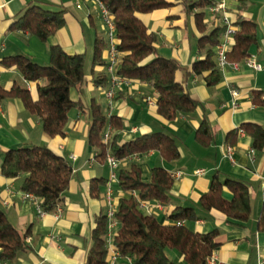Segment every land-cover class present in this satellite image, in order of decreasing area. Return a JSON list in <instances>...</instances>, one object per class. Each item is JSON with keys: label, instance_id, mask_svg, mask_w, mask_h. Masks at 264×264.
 Returning a JSON list of instances; mask_svg holds the SVG:
<instances>
[{"label": "crops", "instance_id": "0c3cea01", "mask_svg": "<svg viewBox=\"0 0 264 264\" xmlns=\"http://www.w3.org/2000/svg\"><path fill=\"white\" fill-rule=\"evenodd\" d=\"M31 1L35 0H0V61L4 57L23 54L38 64L47 65L50 47L58 45L70 55L84 54L85 64L88 55L90 66L87 70L84 64V82L69 91L71 100L79 102L82 107L70 109L61 135L48 136L39 119L26 110L20 98L0 101V168L7 149L27 145L46 146L65 157L72 167L71 179L59 204L62 209L59 216L54 211L40 215L35 201L23 196L21 186L25 175L8 178L0 172V209L16 229L26 234L28 244L27 250L9 264H85L96 218L108 212L104 198L107 185L112 187L115 208L118 199L126 195L118 182L110 181V168L99 157V149L88 143L92 101L99 103L107 116H116L122 121V129L113 133L109 127L106 129L110 136L116 135L118 144L153 132H165L176 141L179 156L173 161H167L154 150L119 160V168L136 164L145 181L150 179L154 167L164 168L169 174H181L173 179L168 192L169 203L144 202L143 212H150L160 222L167 223L173 208L192 207L197 218L184 224L202 233L219 229V246L214 252L221 264H263L264 233L258 231L257 219L263 199L264 148L254 149L253 139L243 130L241 133V129L234 145L226 142V136L232 129L246 123L264 127V0H248L243 12L246 18L256 23L258 46L250 55L261 69H251L244 61L238 63L237 68L227 64L219 68L221 79L212 86H207L201 76L192 72V63L204 58L197 48V41L203 34L197 30L193 14L185 13L180 0H169L173 3L169 8L138 14L147 31L157 37V53L180 62L183 69L176 71L175 78L200 104L188 115L178 114L171 121L157 113L158 92L147 83L136 80L121 83L113 98L105 95L108 84L104 85L100 80L106 73L105 63L93 65L92 60L96 36L106 39V29L95 2L39 0L54 9L64 10L65 18L64 26L42 42L28 32L12 27L18 14ZM214 1L215 4L223 1L224 8L208 11L209 26L205 34L222 24L223 16L231 22L239 4L237 0ZM221 43L229 51L232 37L221 40ZM103 56L106 60L107 48ZM38 83L25 81L19 71L6 69L0 64V85L4 89L8 90L14 84L23 86L35 98ZM234 90L238 91L236 96L232 94ZM203 120L214 131L213 141L207 146L195 140V132ZM227 146L233 148L231 159L226 155ZM197 169H204V174L196 175ZM215 175L220 181L230 178L248 185L251 212L243 226L228 222L219 211H206L200 207L199 199L208 191ZM92 187L97 188V192L92 193ZM223 197L231 199L226 188ZM118 228L114 218V223L108 226V250ZM167 255L177 264H188L176 250H169ZM122 262L125 261L120 259L115 264Z\"/></svg>", "mask_w": 264, "mask_h": 264}, {"label": "trees", "instance_id": "16d2710c", "mask_svg": "<svg viewBox=\"0 0 264 264\" xmlns=\"http://www.w3.org/2000/svg\"><path fill=\"white\" fill-rule=\"evenodd\" d=\"M110 12L115 25L119 62L116 74L151 85L157 92V113L165 120L171 121L178 114L188 115L200 104L176 80L175 73L183 69L175 58H166L157 53V37L148 32L138 14H146L157 9L169 8V0H100ZM239 2L231 25L232 45L226 51L229 62H242L257 48L256 23L246 18L243 12L248 0ZM187 15L193 14L197 30L203 35L197 41V48L204 58L191 65L192 72L202 77L207 86L217 84L220 69L217 65L216 47L225 31L224 23L218 25L208 34L206 17L208 7L215 5L214 0H180ZM65 24L64 10L54 9L49 4L35 0L28 3L18 14L12 27L26 31L40 41H46ZM107 48L105 38L96 36L94 40L93 65H103V53ZM0 64L14 68L25 81L40 82L36 84V97L23 86L14 84L6 90L0 85V101L20 98L26 110L36 116L42 130L50 137L61 135L68 119V112L73 107L81 109L79 102L69 96L71 88L79 87L84 82V54H68L60 46L50 47V59L47 65H41L23 54H16L1 59ZM101 83L108 84L109 76L104 74ZM91 122L87 140L99 149V157L105 160L111 153L118 160L125 159L150 150L158 151L167 161L178 158L179 152L175 139L165 132H153L136 137L123 144L117 143L116 135L108 140L103 134L109 127L113 133L122 129V121L116 116H107L99 103L90 104ZM243 130L253 139V148H264V127L246 123L227 133L226 142L236 143L237 132ZM214 138V131L203 120L195 132V140L202 145H209ZM0 172L8 178L25 175L22 190L35 195L41 208L51 212L62 201V194L68 187L72 176L69 161L58 152L41 145H27L7 149L3 154ZM118 186L127 194L118 199L114 218L119 224L112 246L120 256L131 257L134 264H177L167 252L176 250L188 264H207L206 259L219 246L217 237L219 229L206 233L193 231L184 223L177 221L196 220L197 214L192 207H175L171 210L167 223L160 222L153 214L143 212L138 202L157 201L169 203V190L173 184L171 175L161 167H154L150 179L143 180L141 170L136 164L117 170ZM226 188L231 199L223 197ZM97 188L92 187V193ZM136 192V196L128 194ZM200 207L222 213L233 225H244L251 212L250 191L246 183L225 179L220 181L215 175L207 192L201 195ZM257 229L264 233V186L261 210L257 219ZM108 216L96 218L92 231V245L85 264H106L109 252L107 246ZM26 234H22L8 220L0 209V264H9L16 256L27 250ZM121 264H126L122 262ZM264 264V262H263Z\"/></svg>", "mask_w": 264, "mask_h": 264}, {"label": "built area", "instance_id": "2783aa9c", "mask_svg": "<svg viewBox=\"0 0 264 264\" xmlns=\"http://www.w3.org/2000/svg\"><path fill=\"white\" fill-rule=\"evenodd\" d=\"M91 1L95 2V4L97 5L99 12H100V17H101L103 24L105 26V29H106L107 58L105 60L104 68L106 70V73L109 76V80H108V85H107L105 95L109 99H111L114 97L116 90L120 87V84L121 83L129 84L130 80L123 78V77L116 74V69H117V65L119 62V52L116 48L117 39H116V31H115V25L113 22V18L111 16L110 12L108 11V9L104 6V4L100 0H91ZM223 8H224V3H223V1H221L215 5L209 6L208 11L214 12L216 10L223 9ZM222 20H223V23L226 25V28H225V31L223 33V36L221 37V40H226V39L231 37V35L234 31V28L231 25V22L227 16H223ZM221 40L216 47L218 67L222 68L227 64H231L233 67L237 68L238 67L237 62H229L227 60V58H226V47L224 46V43H221ZM243 61L246 64V66H248L251 69H254V70H260L261 69V65L258 62H256L251 55L246 57ZM232 94H233V96H236L238 94V91L234 90L232 92ZM233 105H235V104L233 103ZM240 132L242 133L243 131L241 130ZM109 137H110L109 130H106L103 134V139L106 141L109 139ZM226 150H227L226 155L228 156V158L231 159V153H232L233 148L231 146H227ZM251 152H253V150H251ZM105 161L110 168V181L118 182L117 170L119 169V160L115 156H113L111 153H107L106 157H105ZM195 174L196 175L204 174V169L195 170ZM170 175L173 179H175V178H178L181 174L179 172H176V173H172ZM128 194L136 196V192H131ZM23 196L25 198H28V199L35 201L36 206H37V211L40 215H44L45 213H47L46 211H44L41 208L39 200L35 195H33L32 193H29V192H23ZM104 198H105L107 205H108L107 216H108V226H109V225H112L114 223V212L116 210V208L114 207V204L112 202V187L110 184L107 185V189H106ZM138 206L140 209L144 208L145 207L144 201H139ZM53 211L55 212V214L57 216H59L62 209L59 205H57ZM147 213L151 214L150 212H147ZM183 223H184L183 221H177L176 222L177 225H182ZM120 259H123L126 262V264H134L131 257H123L122 258V256H120L118 251H116V249L113 246H111L109 248L108 257L106 259V264H115ZM206 262H207V264H221V262H219L217 260V257H216V254L214 251L212 252V254L210 256L207 257Z\"/></svg>", "mask_w": 264, "mask_h": 264}, {"label": "rangeland", "instance_id": "374dc122", "mask_svg": "<svg viewBox=\"0 0 264 264\" xmlns=\"http://www.w3.org/2000/svg\"><path fill=\"white\" fill-rule=\"evenodd\" d=\"M100 33H102V35H105V32L101 31ZM89 66H90V61H88V55H87V62L85 64V68L88 70Z\"/></svg>", "mask_w": 264, "mask_h": 264}]
</instances>
